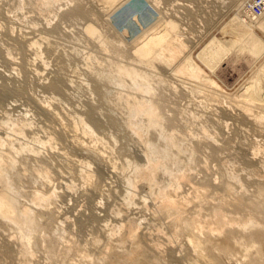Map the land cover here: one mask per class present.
Segmentation results:
<instances>
[{"label":"rangeland","instance_id":"1","mask_svg":"<svg viewBox=\"0 0 264 264\" xmlns=\"http://www.w3.org/2000/svg\"><path fill=\"white\" fill-rule=\"evenodd\" d=\"M152 1L163 15L169 10L161 8L163 2L172 4L174 19L156 23L151 30L147 6ZM243 4L244 0H0V139L7 142L0 147L2 171L17 205L33 216L28 248L20 239L26 231L0 218V264H122L121 254L137 245L136 260L141 264L201 263L185 246L187 233L173 222L176 215L161 211V190L174 200L187 196L183 219L208 220L211 207L223 202L226 216L251 214L264 223V210L261 215L257 210H236L232 204L258 203L264 190V120H254L264 111L244 109L250 120L245 121L234 102L245 96V88L250 87L246 95L251 98L257 90L264 92V32L252 30L243 55L239 48L225 60L217 53L221 44L227 48L224 26L236 14L246 13ZM87 26L95 29L92 39L85 33ZM152 31L167 37L160 59L147 60L137 70L152 86L151 100L163 119V132L180 149L160 141L158 129H148L142 115L134 119L142 126L136 136L126 125L129 112L121 98L136 97L129 83L118 87L99 79L109 64L129 66L132 48ZM187 61L214 85L172 78ZM79 119L89 133H84ZM21 127L22 136L16 132ZM145 143L156 153L171 154L170 161L158 158L159 171L149 188L135 172L146 164ZM25 146L31 152L16 154ZM165 168L184 178L177 191L169 186ZM134 180L136 187L130 185ZM35 193L49 197L47 207L34 204ZM118 222L123 225L120 232ZM128 224L136 230L135 242L126 236ZM243 248L235 246L228 257L215 252L214 260L245 264Z\"/></svg>","mask_w":264,"mask_h":264},{"label":"bare ground","instance_id":"2","mask_svg":"<svg viewBox=\"0 0 264 264\" xmlns=\"http://www.w3.org/2000/svg\"><path fill=\"white\" fill-rule=\"evenodd\" d=\"M54 1L51 0V2H53V3H56V1L58 2L59 0H54ZM247 1H249V2H247ZM263 2H264V0H263ZM138 4H140V3H138ZM251 4H252L251 0H244V4L242 7L245 8V9L244 8L243 9L246 10V13L236 14L237 16H235V18H233L228 24H226L224 26L223 32H225V36L223 37V41L229 50L220 43L221 45H220L219 51H217V53H218V55H220V58L222 60H225L231 54L234 55L237 52L238 48L242 50V53L240 52L242 55H243V53H246L247 52L246 49L248 47V46H246V43L249 42V39H250L251 34H252V30L255 29V30H260V31L264 32V8L260 11V14L258 16H255L254 14H251L252 13V11H251L252 5ZM163 5L164 6H162V4H161L162 9L164 7L169 8L168 13L164 14V15L159 13V11H158L159 7L157 9V7H156L155 3H153V1L151 2V4L149 6H147L150 13L152 14V20H151L152 24L149 26L150 28H151V26H155L156 23H157V25H161L162 23L166 22L167 19H174V17L171 14L172 8L174 6H172V4L168 5L167 2H165V1L163 2ZM248 5H251V6L247 8ZM263 6H264V3H263ZM242 7H241V9H242ZM241 12H243V11H241ZM133 18H134V21H136V25H137L138 21H137L136 17L134 16ZM254 18H257L258 20L256 22H254L255 21ZM169 27L171 29L174 28L172 26V24H170ZM139 29H141V28L139 27ZM151 30H152V28H151ZM155 31L154 32L153 31L148 32L149 34L145 37L144 40L138 39L140 42H137L136 45L134 44L135 47H133L132 48L133 50H131L133 62L129 66H123L120 64H109L107 70H105L103 73L100 74L99 79H104L109 84H112V85H115L118 87H124L126 85V82L129 83V89L134 91V93L136 94V97H133L131 100H128V98H126V97L124 99V96L121 98L124 100V103L127 104L128 112H129V118L126 122V125H128L129 128H131L133 131L136 132V136H137V134L140 133L142 126L140 124H138L137 121H134V119L136 117L142 115L146 118V126L148 129L149 128L150 129L151 128L152 129H158V131H159L158 137H159V140L161 139L160 141H162V142L164 141L167 147H173V148L180 149L181 148L180 146L179 147L176 146V142H175L174 138L171 135L165 134L163 132V127H162L163 119L157 114V112L155 110L154 103L151 100V96L153 94L152 93V91H153L152 86L149 83V80L147 79L146 75L137 70L147 60L155 59V60L159 61V59H160L161 48H162L163 44L165 43L167 37L165 35L159 36V34L155 33ZM85 33L87 34V36H90V38L92 36L93 37L96 36L95 29L91 26H87L85 28ZM232 33L235 34L236 36H233ZM247 40H248V42H247ZM98 41H100V40H98ZM104 44H101L100 48H102V50L105 49ZM258 44L261 45L260 43H258ZM250 45H251V43H250ZM232 48H234V49H232ZM256 49H257V47H256ZM162 65L165 67L170 66V65H164V64H162ZM171 71L172 70L170 69V72ZM171 77L172 78L175 77L176 79L185 78V79H187V81H191V82H195V83H201V84L208 85V86L214 85L212 82L209 81L207 76L202 71H200L190 61H187L186 63L183 64V66L176 69L174 71V73L171 74ZM244 91H245V96H243L242 98H238L237 100L234 101L235 105L237 104V107L235 109L238 110V112H239L238 116L242 120L250 121L248 119L249 116L245 113V111L247 113L250 112L249 108L264 111V101L263 102L257 101L258 99H264V92L262 90H257L256 92H254V95L256 97L251 98V97L246 95V93H248L250 91V87L247 89L245 88ZM244 109H245V111H244ZM254 120L256 122L257 121L260 122V121L264 120V115H257V117H254ZM79 121L83 125L84 133H86V134L89 133L88 132V130H89L88 126L82 120L79 119ZM21 128L18 129L16 132L22 136V135H24L23 134L24 129L23 128L21 129ZM5 143H7V142L0 139V147L1 146L3 147V145H5ZM10 146H11V144L8 147H10ZM144 147H145V153H146V155H148L146 164H145V166L135 168V172L137 174L136 178L138 177L139 181L141 179V181L144 180L147 183H149L148 184V188H149L152 184L154 185V183H155L154 182V176H155L156 172L159 171V165L158 164L160 162H159L158 158L161 159L162 162L170 161L171 160V154L168 153V151H163L162 153L161 152L156 153L151 148L152 146H149L146 143L144 144ZM11 148H13V147L11 146ZM11 150H14V149H11ZM15 151H16V154H18V155H19V153H23V152H31V150L28 149L26 146L20 147L18 150H15ZM9 158H11V157H9ZM163 159H164V161H163ZM4 161H5L4 156H2L0 154V218H2V220H5V221L7 220L9 222L14 223L16 225V227H18L17 229H19L20 231H26V233H24V232L21 233L20 239L23 242L24 247H27L29 245V233L27 234V231L31 230V223H32V217L33 216H31L32 215L31 212H29V210L26 209L25 207L22 206L23 208H20L21 205L19 206V204L17 205V203H16V197L11 194L12 192H11L9 186L7 185L5 175L3 174L4 171H2V170H4V169H2V167L4 165ZM11 164H13V163H11ZM164 172L169 177V180H170L169 186L172 188L174 187L173 189H175L177 191L176 186L180 187V184L184 180V178L180 177L181 175L179 177L178 176L176 177L174 174V171L170 170L169 168H165ZM41 173L44 176H47V174H48L47 171H45V170L41 171ZM86 177L88 178L89 176H85V179H86ZM89 179H90V177H89ZM146 182H145V184H146ZM137 183L138 182H135V180H134V181L130 182V185L133 184L136 187ZM67 189H68V187H67ZM150 189H149V191H150ZM227 190H231V189H227ZM51 193H54V192H51ZM195 193H197V192H195ZM171 195L170 194L168 195L167 191L163 192V190H161V191L157 192L158 198H157V196H156V198L160 202L159 206L162 209L161 211H164V213H166L167 215L172 216V217H173V215H174V217L176 215V218L174 219L173 222H176L177 227L179 226V229L180 230L182 229V231H184L183 233H187L188 239H187V241L185 240L186 241L185 246L187 248H189L192 255L193 254L195 255L193 257H196V259L201 262L199 264H221L220 262H217L214 259H216L217 256H221V257L227 256L228 257L230 254L232 255V252H233V249L235 246H239L240 248H241V246L244 247L242 249V252H244V258L246 260H248L247 262H245V264H261L262 262H264V223H260L255 217L251 216V214H248L247 216H243L240 218H236V217L231 218L229 215H227V216H229L230 218L227 217L225 215L226 209L224 210V207H222V206H225V205H223V202L221 205L211 207L210 215H209V216H211V218H209L208 220L199 221L200 219L197 220L198 218L197 219H195V218L183 219L182 214L185 213L184 211L186 209V206L188 205L187 201H189V200H188L187 196L186 197L183 196L181 199L174 200L171 197ZM258 196H259L258 197L259 199L261 198L263 200L264 199V190H261ZM32 198H33L34 204H37L38 206L45 207L49 203V199H48L49 197H45L44 195H41L40 193L39 194L35 193ZM262 200L258 201V203L253 202V203H250L248 205H242L239 202L235 203V201L232 204L236 210H240V209H248L251 211L257 210L258 213H260L262 215V210H264V208H263L264 203H262ZM199 202H200V200H199ZM202 204H203V202H202ZM218 204H219V202H218ZM202 206L203 205H201L200 207H202ZM193 217H195V216H193ZM118 224H119V222L117 223L116 231L120 232V230L123 228V225L119 226ZM130 225H132V224H130ZM128 226H129V224H128ZM129 229L130 230L128 232V235H126V236H128L127 238H129V240L132 239V242H133V239L137 235V234L135 235L136 230L132 226ZM177 235H178V233H177ZM202 235L205 237V239L201 240ZM219 238H221V240L219 243L216 242L218 244L212 243L213 240L216 241ZM135 241L136 240L134 239V242ZM22 242H21V244H22ZM241 242H245V244L242 243L243 244L242 245ZM133 246L135 248V245H133ZM151 247L152 246H150V249H151ZM27 248L24 249L25 251L23 250L26 253H27V251H26ZM215 252H217V256L215 255ZM26 253H25V255H26ZM138 253H139V247L137 245L133 251H131L127 254L124 253L125 255L121 254L122 257L119 260V262H122V264H141L140 262H137V260H136ZM203 253H206V255H203ZM207 257H209L210 260H207L206 259ZM103 258L105 259L106 257L104 256ZM104 259H102V260L104 261ZM241 263H243V262H241ZM195 264H197V263H195Z\"/></svg>","mask_w":264,"mask_h":264},{"label":"built area","instance_id":"3","mask_svg":"<svg viewBox=\"0 0 264 264\" xmlns=\"http://www.w3.org/2000/svg\"><path fill=\"white\" fill-rule=\"evenodd\" d=\"M251 3H252L251 4L252 5V10H251L252 13L251 14H254L255 16H258L260 14V11L264 8L263 0H254Z\"/></svg>","mask_w":264,"mask_h":264}]
</instances>
